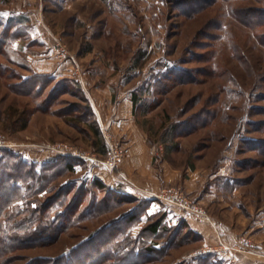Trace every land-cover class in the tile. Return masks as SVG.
I'll return each mask as SVG.
<instances>
[{
	"label": "rangeland",
	"instance_id": "obj_1",
	"mask_svg": "<svg viewBox=\"0 0 264 264\" xmlns=\"http://www.w3.org/2000/svg\"><path fill=\"white\" fill-rule=\"evenodd\" d=\"M0 19L28 28L13 48L29 66V70L14 67L0 56V162L13 155L37 166L38 173L43 165L55 162L57 170H63L66 162L55 150L61 145L106 161L109 142L128 144L111 130L104 131L97 111L108 112L107 119L102 118L107 122L115 106L125 104L126 109L125 102L136 95L140 105L134 124L156 154L181 175L180 181L158 193L166 188L181 190L183 199L202 208L210 220L218 216L236 230L251 222L264 226V0H0ZM185 70L193 80L178 82L176 74ZM33 75L54 80L42 100L56 88L64 90L53 108L63 117L53 111L35 112L21 129L19 118L36 102L11 92L7 79L11 76L10 84L17 85ZM63 80L74 83L57 87ZM90 107L107 147L105 157L92 147L90 125L73 121L87 114L90 122ZM204 120L208 122L203 126H191ZM67 162L75 166L73 172L62 171L42 193L39 185L31 191L19 185L20 198L9 214L54 200V217L65 210L58 204L62 199L80 198L84 191L71 228L66 225L55 245L17 253L10 264H29L38 258H62L61 264L74 260L75 264H112L111 259L122 258L133 248L145 256L151 247L158 259L143 264H206L200 261L202 248L192 237L176 246L179 239L170 244L163 232L155 236L147 231L162 218L171 229L168 234L176 237L166 222L169 210L176 207L192 214L121 183L119 174L138 186L121 170L122 162L111 172L117 173L118 189L132 195L117 190L118 196L105 200L109 204L105 214L96 216L91 206L92 212L83 216L87 207L104 198L92 183L98 180L99 169L107 168L90 159ZM123 196L129 199H119ZM132 215L137 219L128 221ZM113 233L122 247L110 238ZM257 233L264 238V229ZM241 239L254 244L248 236ZM245 247L237 249L247 252ZM213 264L227 263L215 256Z\"/></svg>",
	"mask_w": 264,
	"mask_h": 264
},
{
	"label": "trees",
	"instance_id": "obj_2",
	"mask_svg": "<svg viewBox=\"0 0 264 264\" xmlns=\"http://www.w3.org/2000/svg\"><path fill=\"white\" fill-rule=\"evenodd\" d=\"M264 21V20H262ZM249 26H254L253 23L249 22L246 23ZM259 26V24H257ZM261 26V25H260ZM255 27V26H254ZM256 28V27H255ZM27 27L23 29L20 23L17 22H5L0 19V56L6 58L10 65H13L17 68H22L23 70H29V66L27 62L21 59L18 53L14 50V44L22 38H25ZM264 38V36H263ZM174 74V73H173ZM4 76V74H1ZM176 79L178 82H186L185 80L188 79L189 81L193 80L189 78V71L185 70L181 74H176ZM11 76L7 79L8 87L10 91L14 94L22 97L30 98L36 102V107L33 110H27L24 112L23 116L19 118V124L21 123V129H25L29 123V117L31 118L32 114L35 112H41L43 114H49L53 111L54 102L55 100L58 102V98L61 95H64V90L61 89H54L52 94L47 96L44 100L43 95L44 92L49 87V84L54 82L53 78H49L48 76H38L33 75L27 79H21L19 84H10ZM57 85V87L61 86V83H74V81L63 80ZM78 84V83H77ZM60 85V86H59ZM133 105H134V113L138 112L139 109V98L134 95L132 97ZM42 100V101H41ZM86 103L88 101L86 100ZM56 116L63 117V113L61 110H54ZM90 122L88 121L87 114L84 116H75L73 118L74 123L77 125L79 122H83V124H89L90 128L92 129V147L94 151L99 154L100 156L107 155V147L104 143V139L100 129L98 128L94 118V113L92 111V107H90ZM87 120V121H85ZM72 121V122H73ZM200 121V120H198ZM198 121L193 123V128L198 127L199 125H205L208 121L204 120L202 123L198 124ZM210 121V119H209ZM71 121L67 120L68 124H72ZM74 125V124H73ZM192 128V129H193ZM191 130V128H190ZM193 131V130H192ZM60 160L66 162L63 170H57L58 162L49 163L42 166L41 172H37V166L34 164H29L27 162H19L16 156L9 155L7 160L4 159V162H0V264H10V262L16 257L17 253L22 251L34 250L39 248H47L55 245L59 238L65 234L67 226L69 224V228L72 226V219H75L76 214L79 212V207L84 202L85 194L83 192H79L80 198L77 196L70 201H67L66 198L62 199L59 202V206L62 208L64 207L65 210L62 213H59L52 217V211L55 207L54 200H50L47 203L39 204L35 209L28 208L25 212H18L16 214H9V208L19 200L20 198V187L19 185H24L27 187L28 191H31L35 185H39L42 193L46 190L47 185L49 182L55 181L57 177H61L62 171L73 172L75 166L72 163L67 161H83L82 158L70 157V156H60ZM93 187L98 190V192L104 193V198L100 200V202H93L92 205L86 208L84 212L81 214L86 215L90 214L89 212H95L96 216H100L106 213V208H108L109 204L106 199L113 198L114 196H118V191L120 189H110L107 187L103 182L100 180H94L92 183ZM121 191V190H120ZM60 191L58 196L55 198L59 200L61 198ZM71 190L67 191L65 196L69 194ZM34 196L36 194H40L39 192H35L31 194ZM121 194L126 195L125 193L121 192ZM63 197V196H62ZM127 196H123V198H119L121 200H127ZM118 201V200H117ZM92 206V209L90 207ZM25 215L23 219L19 220V218ZM82 216V217H83ZM137 216H133L128 219L135 220ZM162 218H158L157 221L153 222L147 227V231L150 232L152 235L158 236L159 233L166 234V239L169 241L170 244L175 243L178 239L179 242L177 245H184L187 242L185 240L190 239L192 237V241H198L199 237L193 234L190 231H186L187 225L185 223H181L178 228H174L172 231L175 232L176 237H173L171 231L168 234V230L166 226L163 224ZM1 220L6 221V224H2ZM63 222V224H61ZM67 225V226H66ZM107 232V231H106ZM183 232V233H182ZM115 233V232H114ZM114 233L111 234L110 238L114 241H117L118 245L121 247L124 245L123 242H118ZM182 233V236H180ZM180 236V237H179ZM110 238L105 240L110 241ZM164 239V238H163ZM163 239L161 241H163ZM122 241V240H121ZM108 243H106L107 245ZM105 245V246H106ZM104 246V247H105ZM151 247L145 250V256H140L139 254L135 253V249L127 251V253L122 257L116 260L111 259L110 263L112 264H119L123 262H130V264H143L149 260H157L158 258L154 256V253H157V250ZM160 250L159 252H161ZM121 251H117V255H120ZM146 253V254H145ZM215 256H208L205 258H201L202 263L206 264H213ZM61 259L58 258L50 259V258H38L31 261L29 264H61ZM75 264V260L73 261Z\"/></svg>",
	"mask_w": 264,
	"mask_h": 264
},
{
	"label": "crops",
	"instance_id": "obj_3",
	"mask_svg": "<svg viewBox=\"0 0 264 264\" xmlns=\"http://www.w3.org/2000/svg\"><path fill=\"white\" fill-rule=\"evenodd\" d=\"M41 75H49V73H42ZM125 103L126 109L125 104L115 106V110L112 112L113 114L108 116L107 122L103 119L108 112L106 113L105 110L97 111L100 123L105 132L111 130L110 133L118 136L119 139H123V142L128 144L131 149V154L120 166L121 170L131 176L142 191L158 193L161 188L180 181V172L172 169L169 163L159 156L160 154H156L157 150L148 144L144 134L134 124L133 101L130 100ZM115 174L108 169H99L96 179L110 189H118L119 183ZM120 190L127 195H132L127 190ZM238 208L239 210L242 209L240 205ZM169 212L171 216L169 214L166 222L170 228H176L181 223H185L188 226L185 233L190 231L199 237L198 243L202 248L200 253L203 258L216 256L219 261L227 264H264V259H262L264 256V238L261 237L260 233H257L264 229L262 224L257 225V222L254 224L249 222L248 227L238 226V230H236L233 229L232 224L222 221L218 216H215V219H212L210 223L181 212L176 207L170 209ZM237 220L242 222L240 218ZM171 221H173L172 225L170 224ZM243 235L252 238L254 244L246 245L241 239L244 237ZM237 247H245L247 252L240 251Z\"/></svg>",
	"mask_w": 264,
	"mask_h": 264
},
{
	"label": "built area",
	"instance_id": "obj_4",
	"mask_svg": "<svg viewBox=\"0 0 264 264\" xmlns=\"http://www.w3.org/2000/svg\"><path fill=\"white\" fill-rule=\"evenodd\" d=\"M109 148H110V151H109L110 157L106 161H100L97 158H88V157L81 156V154H79L77 150H74L69 145H61L59 148H55V150L58 149L57 152L61 156H70V157H76V158H82V159H90L93 161L92 163L102 164L108 170L114 172L118 169V166L120 165V163L124 159L129 157L131 153V149L128 146L125 147V146L114 144L111 142H109ZM119 179L121 183L134 187L139 192L140 191L142 192V190L138 188L126 175L119 174ZM180 192L181 190H177L176 188H169V189L166 188L157 194L151 193V192H145V193L149 195V198L157 199L162 202L166 201V203H170L171 205L172 204L178 205L183 210L187 211L188 213L192 214V216H195L202 221H206L210 223L212 222L202 208L195 206L192 203H189L187 200L183 199V196ZM180 200H183V202L181 201V204L178 203Z\"/></svg>",
	"mask_w": 264,
	"mask_h": 264
}]
</instances>
